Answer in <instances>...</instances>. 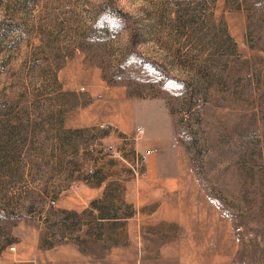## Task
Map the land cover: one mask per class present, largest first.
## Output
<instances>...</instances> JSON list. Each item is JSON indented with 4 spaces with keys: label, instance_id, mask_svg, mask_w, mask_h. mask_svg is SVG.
<instances>
[{
    "label": "rangeland",
    "instance_id": "374dc122",
    "mask_svg": "<svg viewBox=\"0 0 264 264\" xmlns=\"http://www.w3.org/2000/svg\"><path fill=\"white\" fill-rule=\"evenodd\" d=\"M0 264H264V0H0Z\"/></svg>",
    "mask_w": 264,
    "mask_h": 264
}]
</instances>
